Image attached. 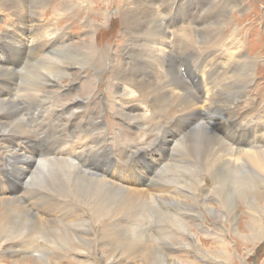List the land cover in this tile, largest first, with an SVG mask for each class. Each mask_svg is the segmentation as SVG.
Masks as SVG:
<instances>
[{"label": "rangeland", "instance_id": "obj_1", "mask_svg": "<svg viewBox=\"0 0 264 264\" xmlns=\"http://www.w3.org/2000/svg\"><path fill=\"white\" fill-rule=\"evenodd\" d=\"M127 1L128 0H48L47 4L42 8V10H40V14H41L40 18H37L39 21L37 24L39 26L41 25L43 26L40 37L46 36L47 39H51L53 35L49 33L52 30L49 26H52V28L55 30V33L60 34V36H62L66 45L77 46L79 51L89 50V46L85 44L86 41H88V43L93 45V49L91 50V55H89L90 62L82 67L81 65H77V64L73 65L69 63L71 66L70 68L66 67L67 72L65 71V74L63 73L58 76H54L52 80L49 79L52 84L55 82L52 86L50 85L48 86V84L50 83L49 82L46 83L45 77L43 78L45 81H43V79L41 78L42 76L41 72L35 69L36 64L34 63H36L38 59L33 58V56L30 54H27L24 56L22 54L20 55L19 53H16L10 49V42L8 40V35H12V40L14 42L17 41L18 39L21 40L22 36L18 32L19 30L16 29V24H17L16 19L8 12H3V11L1 12V7H0V68L4 69V67H6V65H4L5 63L3 61V55L7 53L9 49L12 51L13 56L16 59L17 65H18V61L20 58V65L18 66V69L17 70L15 69L13 71L16 74L15 79L7 80V81L9 83L15 82L14 84H17L16 85L17 89H25L35 84L42 83V85H44V90L50 94L49 96L46 97L45 100L41 99L35 102L33 100L32 102H34L36 105H30L29 103H27V105L26 103H18L19 105H16L15 107L18 110L20 117L22 118L24 131L26 132L24 133L25 137L23 135V132H21V135H17L18 137L15 136L16 134L14 136L10 134H6L5 136L6 137L10 136V140H7V142H11L14 140L16 141L18 138H26V137L30 138L31 141L28 142L27 144L29 145L31 150L26 153V156L30 157L29 159H30V163L32 164V166L35 164L36 155L43 153L46 155V158H51V159L53 158V160H56V161L62 160V158H65L66 160L70 162L72 161V163L74 164V168H75L72 171L73 174L78 173L86 177L95 176L98 179H101L103 181H108L111 183L113 181L112 174H110L109 177H104V176L99 177L96 175L97 173L96 169L87 167L90 155L88 154L86 155V150L89 148V149H92L91 151V154H93L92 156L102 155V156L108 157L106 150L107 148H110V152L113 155L110 158H112L114 161L117 162V163L115 162L114 164H112L111 171L115 165H121L122 171L124 172V175H125L124 182L126 183L128 187L134 188V189L147 188L145 186L146 183L140 184L138 186L137 182L135 181L132 182L127 177L126 167L129 164L139 165L138 159L136 160L132 159V153L142 152L143 155L137 156V157L140 159V161L144 165L148 166L150 169L159 171L158 173H156V175L165 181L164 182L165 186L169 187L167 194L173 197V196H176V194L179 192V188L174 185L173 180H170L172 179V176L169 175L168 177L166 174H161L162 171L165 170L164 168H166L164 164V160L163 159L154 160L152 158H155V157L150 154L158 153L159 155H161V153H163L164 157L167 156L171 158L173 155H180L178 152L179 149H181L186 144V146H188V149L193 151L194 153L193 156L196 158H200L202 150H206L208 145L202 138L198 137V134H190V132L193 131V127H195L194 126L195 124L193 125L192 121L198 117H201L202 115L205 116V112L208 111L207 105L211 102H206L208 104L206 103L199 104L197 100V95L194 94L195 88L188 82L186 76L182 72L184 71V69L180 68L179 70V68L172 66L171 68L174 70L177 76L187 81L186 84L188 85L190 91L192 90L191 93L196 98V102L198 103L197 106L194 107L192 111L188 110L186 112L188 115L186 114L184 116L181 114L174 118L172 117L170 118L169 116H171L172 114L170 111L168 112V115H164V117L163 115L154 116L158 120V123L160 125H158L157 127L149 126V128L146 127L145 130H143L142 133L144 134L143 135L141 134L142 141L139 139L140 146H135L132 143H129L128 137L125 135V133L129 128L128 125L133 124L131 117L134 114H136V112L128 111L126 106L122 104L121 105L124 107L122 108L123 110L121 111L117 109L115 107L116 100H114L117 94H115L113 90H111L112 87H116V86H113L112 84L115 81H118V78L122 77V74H121L122 70L119 67H116V61H119L122 63L126 62V70L130 71L131 56H132V60H133V56L134 58L136 56L135 54H132V53L138 51L139 53L142 54L141 50L136 49L134 44L132 45L130 41L128 44H126L129 36H128V32L124 29L120 13L124 10L125 4ZM161 1L162 2L167 1L166 3H170V4L172 2V0H161ZM173 1H174L173 9L169 12H165V9L161 6H158L156 8L157 10L155 9V11H157L156 13L158 14L160 18L159 23L161 24L162 29L163 28L165 29L166 26L168 28L171 26V23L169 22L170 18H174V24L176 26L182 25V23H184V25H187V28H186L187 37H190L192 35L191 34V30H192L193 36L196 41V46H197L195 48L196 49L198 48L201 51H204L208 48L215 47L213 43L214 33L212 32L213 28H211V26L215 28L217 26H221L222 25L221 22L223 20L227 21L226 25L222 26L219 31L224 32L227 40H230V39L233 40L234 38L233 42L234 43L236 42L235 43L236 51L232 55L231 63L234 62V64L233 63L232 64L236 65L238 64L239 61L244 60V56L241 53L243 52V54L245 53L247 57L253 60V72L255 74V80L251 86V87H254L251 90V94L253 96L252 103H251V100L240 102L237 105L235 112L233 113L234 119H239L242 121L244 118H248L254 124H256V122H260L259 124H261L264 121V91L262 90V92L257 93L256 90L260 83L264 87V0H236L240 4L242 3L243 7H241L239 11H236V10L230 11L229 14L226 9V7L228 6L224 5L226 6L224 7L219 4L221 3V0H173ZM223 1L228 5L230 3L228 0H223ZM207 13L209 14V16L206 18ZM168 15H172V16H168ZM26 24L33 25L34 23L26 22ZM188 29H190V32H187ZM205 34H208L209 39H206ZM22 40L21 41L24 44H26V46L28 44L27 47H30V44H29L30 39L23 38ZM170 40H171V37H170ZM224 44L225 43H219L216 46L217 48L216 53L213 52L212 50L208 51L211 57L214 58L213 60H209V58L201 52H198L199 54L195 55V57L187 56V55H192V52L196 50L195 48L187 45L186 47L187 57L184 59V62L187 65L190 64L192 68L197 63H204V65H206L207 63L210 64V68L213 71L211 72L208 79L205 80L201 84L200 89L203 91V85H204V89L210 95L212 93L211 87H215L216 89L215 92H217V97H219L220 95L219 97L220 99H223L224 97L226 99L227 89L230 86H232L234 82L232 81L231 82L232 84L231 83L229 84L228 82L229 85L226 86L227 89L225 88V90L223 91L224 89L223 84L225 81H222V80L225 77L228 78L231 76L230 74L229 75L226 74L227 69L229 72V65H226V64L224 65V62L226 59V54H228V50L232 48ZM54 50L55 49H52L50 52ZM173 55L176 57L177 52L174 51ZM177 61L178 59L175 60L176 63ZM224 68L225 69L227 68V69L225 70ZM33 72L35 73V75L32 74ZM36 72H37V76H36ZM200 74L201 73H199L197 77L200 80H202V77ZM40 78H41L40 83H38ZM141 78H147V77L143 76V77H140V79ZM0 81H3V79H0ZM219 82L221 83L218 86ZM12 87L13 85L11 84V88ZM5 88L6 87L1 88L2 90L0 89V99L4 101L9 100L12 102H18L19 101L18 94L19 93L24 94L23 90H20L19 93H17L15 87L12 88V91L11 90L8 91L9 89L8 88L5 89ZM8 93L18 95V97H16L17 98L16 101H15V98H5V99L1 98V97H5ZM132 95L134 96V93H132ZM78 101L82 102L83 106L79 104ZM161 104L164 106H162ZM166 104L167 103L158 102L156 98L154 97L153 105H154V110L156 112L161 110V108L162 109L165 108ZM51 106L53 107L55 106V107L53 108ZM44 108L46 110H44ZM220 109L225 110L223 105H221ZM53 110L55 111L60 110V112L62 113L56 114L53 112ZM71 113L73 115H70ZM139 113H145L147 116V114H149V108L148 107L143 108L140 110ZM189 113L191 114V116L189 115ZM257 113H261V115L259 116L260 118L256 120L253 118V116ZM47 114H50L51 116L49 115L50 116L49 117ZM55 115L56 117H54ZM64 116H65V119H64ZM126 117H130V118L128 120H125ZM186 117L189 118V120L190 119L191 120L190 121L186 120L185 119ZM49 118H50V122L45 123V121H43L44 119H49ZM25 119L29 120V124L31 125V130L26 128L24 124ZM52 119H53V122H52ZM17 121H14L13 125H18ZM99 121H103V123L97 124ZM190 124L193 125L192 130L186 133L187 130L192 126ZM37 125L40 127H37ZM186 125H190V126H186ZM182 126H186V127L184 131L180 133ZM55 128L58 131H55L56 130ZM207 129L211 131L210 128H207ZM145 132L147 135L151 137V139L148 142L144 141ZM91 141H93L92 144H91ZM0 144H3V143L1 142ZM16 144L17 143H15V147H14L15 149H16ZM57 145L58 147H56ZM131 146H133L134 149L131 148ZM128 147L131 149H129ZM198 147H205L206 149H201L200 150L201 153H200L198 150ZM18 152L19 151H16L17 154H19ZM2 158H3V161H2ZM235 158L236 156H233V159ZM27 162H22L20 165H18V167L19 168L22 167ZM168 162H172V161H168ZM159 166L162 167L163 169L160 168ZM104 168H107V165L104 166ZM247 169L248 168L246 167L240 168L241 170L240 174L242 173L248 174L249 176H252L251 180L252 179L257 180V177L253 176L254 173L252 175L251 173H249L250 171ZM75 170H78V171H75ZM17 175L19 176L15 168L11 167L5 161V157H0V202L4 201V200H1V198L7 197L9 192H13L14 195L19 194L20 196H22V199H23L18 202L21 204V207H24V205L26 204L28 205L31 202H36L38 203L39 206L42 204L41 205L42 207L46 205L44 208H47V209L50 208L49 210H47L48 213H50L49 218L56 219V221L59 223L63 222V218L61 216H63L64 210L65 208H67V205H68L70 207V211H68V218L66 219L65 228L67 232H69L70 234L73 232V227L71 226V224L74 223L73 222L74 220H79L80 218H81L80 220L84 222V226H86L84 228L88 229V232L86 233L78 232L77 234L78 237L76 236V238H81V239H85L86 241H89L90 245L88 247H84L81 244H77V243L72 245L71 247L62 246L59 243H55V241L52 240V241L47 242V244L45 245L46 249L42 254H38L35 251L34 253L31 252L27 256V257L31 256V259H35V257L36 258L41 257V261H44L43 263L50 262L49 264H141V263L144 264L143 254L141 255L133 254L132 256H137V258H134V259L122 258L121 260L117 261L115 259L117 255L115 253H111L110 251L111 246H109V244L105 240V237H108L109 233L113 234L114 232L115 234L118 232V235H119L118 238L122 239V237L124 236V233L128 231L129 227H131L132 229L129 228L130 233L128 231L130 235H134L137 230L141 229L140 231L143 234L142 239L149 241L152 245H154V247L156 246L155 247L156 249L158 248L157 249L158 256H163V258L170 257L173 261L177 259L176 260L177 264H188V263L189 264L191 263L192 264H264V236L262 237L260 236L257 239L258 242L252 244V239L254 238L251 234H256L259 230L240 235L242 239V240L240 239V241L242 242H239L238 240V234H242V232L245 231L247 223H248L247 219H249L248 218L249 212H248V207H246L245 205H249V203L238 201L236 202V204H234V208H235L234 210L238 211L240 216L236 215L234 217H225V215H221L222 211H219L221 213L220 214L218 210L221 209L222 206H224V202L216 198L217 189L214 186V183L211 184V182H213L211 177L208 174H206L204 171H202L197 165L193 166L190 169V171H187V170L179 171V173L176 175L177 177L175 176V179L178 178L175 180L176 183H179L177 185L185 186V187H182L181 194H178L180 198L178 196L177 197L178 200H167L168 207L163 206L160 203V201H155L154 203H151L150 210H149V219L148 220L146 219V221L145 220L142 221L141 222L142 224L141 223L138 224L132 221L130 222V220H125L122 214L120 215V213L118 212L117 213L121 216L120 218H113L112 216H114L115 214H111L109 216L101 215V217L95 215L91 211L93 204L89 203L87 200L79 199L78 197L73 195L75 193L74 190L72 189L73 183H69L70 191L62 190L63 192L62 194L67 197L71 196L70 197L71 200H66L65 198L62 199V198L55 196L56 191L60 188L61 185H57V182L54 184L52 183V177L50 176V173H48V175L46 176L47 178L45 177L43 179H39L35 181L36 185L35 184L34 185L25 184L23 182L22 183L19 182ZM10 176H12L14 179L10 178ZM70 179L72 181L75 180L72 174H70ZM6 182L10 183L11 188L8 186V184H6ZM3 184H4L5 189L1 188ZM38 187L40 188L45 187L46 189L51 190L50 196L38 195L40 194V190L41 192H44V190ZM62 187H63V184H62ZM8 188H10V190H7ZM37 189L39 190V192ZM25 191H27L28 193H25ZM141 191H145V190H141ZM145 192L149 196H152L147 191ZM31 196H34V198H31ZM37 196H39V198L41 197L40 200L37 199L38 198ZM53 200L57 201V203ZM46 203L48 204V206ZM55 204L56 205L58 204V205L55 206ZM184 207H185V210H184ZM160 210L162 214L161 212H159ZM109 211L111 212L113 210L110 208ZM177 213H180V214L177 215ZM59 217H61V219L57 220ZM164 218H167V219H164ZM168 220H176L177 222L176 224L178 225V226L176 225L177 229H174L172 231L170 228H168V231L172 232L171 234L168 231H166L168 226L164 225V222ZM114 223L117 225H115ZM76 228L77 227H75L74 230H77ZM208 229L210 232L208 231ZM235 230H237V232H235ZM262 230L264 231V227ZM158 233L159 235H157ZM147 236L149 237V239ZM218 236H221V237H218ZM97 239H100V240H97ZM247 240H248V243H245ZM2 244H3L2 237H0V264H16V260L18 256L17 258L10 256L11 258H9L8 254L3 252L6 249V246L3 247ZM39 244H43L41 243L40 239H39ZM19 247H23V248L20 249ZM24 248H27V247L18 246L17 252L23 253ZM220 249L226 250L224 252L227 254L224 256L225 257L228 256L229 262L224 261L225 259L223 260L222 258L223 255L220 257H217L216 254H214L215 252L221 251ZM23 257L26 258L25 256ZM209 257L211 259H209ZM20 259H22V257L19 258V260ZM111 261H114V262L110 263ZM171 263L172 261L170 262L167 261L164 264H171Z\"/></svg>", "mask_w": 264, "mask_h": 264}, {"label": "bare ground", "instance_id": "obj_2", "mask_svg": "<svg viewBox=\"0 0 264 264\" xmlns=\"http://www.w3.org/2000/svg\"><path fill=\"white\" fill-rule=\"evenodd\" d=\"M228 1L230 2L229 5L226 4L223 0H221V3H219V1H218V3L220 5H222V6L227 5L230 8L229 9L228 7L224 6V7H226L228 14L230 13V11H233V10L239 11L241 9V7H243L242 3L240 4L236 0H228ZM47 2H48V0H0V7H1V12L2 11L8 12L9 14H11L16 19V21H17L16 29L19 30L18 32L22 36V39L23 38L30 39L29 40L30 47H27L28 44L26 46V44H24L22 42L23 41L22 39H21L22 41L20 39H18L17 41L14 42L12 40V35H8V40L10 42V49L16 53H19L20 55L22 54L24 56V55L30 54L33 56V58L38 59V61L36 63H34V64H36L35 69L39 70V72H41V75H42L41 78L42 79L45 77L46 83H48V82L50 83V84H48V86L49 85L52 86L55 82L52 84L49 79L52 80V78L54 76H58V75L63 74V73L65 74V71L67 72L66 67L70 68V66H71L70 64H73V65L77 64V65H81V67H82V66H85L87 63H89L90 62L89 55H91V50L93 49V45L88 43V41H86L87 43L85 42V44L87 46H89L90 51L89 50L79 51L77 46L66 45L62 36H60V34H56L55 30L52 28V26H49L52 29L49 33L51 35H53V37L51 36L52 37L51 39H47L46 36L40 37L41 33H42V29H43L42 27L43 26L42 25L39 26L37 24L39 22L37 18H40V16H41L40 10H42V8L47 4ZM166 2H162L161 0L160 1H158V0H144V1H142V0H128L126 2L124 10L120 13L124 29L128 32V36H129L126 44H128L130 41V43L132 45L134 44L136 49L141 50L142 54L139 53L138 51L132 53V54H135L136 56H135V58L133 56V60H132V56H131L130 71L126 70V62L122 63V62L116 61V67H119L122 70V72H121L122 77L118 78V81H115L112 84L113 86H116V87H112L111 90H113V92L115 94H117L116 97L114 96L115 97L114 100H116L115 107L117 109L122 111L123 110L122 108H124L122 105H125L128 111L136 112V114H134L133 116L131 115L132 116L131 119H132L133 124L128 125L129 128L125 133V135L128 137L129 143H132L135 146H140L139 139L141 140V134L142 135L144 134L142 132H143V130H145L146 127H148V128H149V126L157 127L158 125H160L158 123V120L154 116L163 115V117H164V115H168L169 111L172 113L171 116H169L170 118L171 117L174 118V117L181 115V114L184 116L187 114L186 112L188 110L192 111V109L194 107H196L198 104L196 102V98L191 93L192 90L190 91L188 85L186 84L187 81L183 78L178 77L177 74L174 72V70L171 68L172 66L179 68V70H180V68L184 69V71H182V72L186 76L188 82L195 88L194 94L197 95V100H198L199 104L200 103L205 104L206 102H211L209 104L206 103V104H208L207 105L208 111L205 112V116L202 115L201 117H198L196 119L193 118L194 120L192 121V123H193V125L195 124L194 125L195 127H193V125L190 124L192 126L186 132V133L190 132V130H192V127H193V131L190 132V134H198V137L202 138L206 142V144L208 145L207 149L205 147H198L199 152L201 149H206V150H202V153L200 152L201 153L200 158L194 157L193 151L188 149V146H186V144L181 149H179L178 152L180 155H173L172 157L170 156L171 158H169L167 156L164 157L163 153H161V155H159L158 153L150 154V155L155 157V158H152L154 160H158V159L164 160V164H165L166 168H164L165 169L164 171L161 170L162 171L161 174H166L168 177H169V175L172 176V179H170V180H173L174 185L179 188V192L177 194L175 193L176 196L172 197V196L167 194L169 187L165 186V184H164L165 181L156 175V173H158L159 171L150 169L148 166L144 165L140 161V159L137 156H142L143 155L142 152H133L132 153V159H134V160L138 159L139 165L138 164H129L126 168H127V177L132 182H134V181L137 182L138 186L140 184L146 183L145 186L147 188H145V189H139V188L134 189V188L128 187L126 185V183L124 182V176L125 175H124V172L122 171L121 165H115L111 171V168H112L111 166L116 161H114L112 158H110L111 156H113L110 152V148H107V150H106L108 157H105L102 155L92 156L93 155V154H91L92 149H89V148L86 150V155L87 154L90 155L87 167L96 169L97 170L96 175L99 177H101V176L109 177L110 174H112L113 181L111 183L108 181H103L101 179H98L95 176H93V177L87 176L86 177V176H83V175L78 174V173L73 174L72 171L75 168H74V164L72 163V161L70 162V161L66 160L65 158H62V160L56 161V160H53V158L52 159L46 158V155L43 153L36 155L35 164L33 163L34 165L32 166V164L30 163V159H29L30 157L26 156V153L31 150L29 145L27 144L28 142L31 141L30 138L29 137L18 138L16 141L14 140L11 142H7V140H10V136L6 137L5 135L10 134V135L14 136L16 134L15 136H17V135H21V132H23V135H24V133H26L24 131L22 118L20 117L18 110L15 107L16 105H19L18 103H26V105H27V103H29L30 105H36L34 103L35 101H39L41 99L45 100L46 97L49 96L50 94L44 90V85H42V83H40L41 78L38 81V83H40V84H35V85H33L29 88H25V89H17V87H16L17 84H14L15 82L9 83L7 81V80H14L15 79L16 74L13 71L15 69L17 70L18 66L20 65V58H19L18 65H17L16 59L14 58L13 53L10 49L7 51V53H5L3 55V61L5 63L4 65H6V67H4V69L0 68V79H3V81H0V89L6 87L9 89L8 91H10V90L12 91V88L15 87L17 93H19L20 90H23L24 94H21V93L18 94L19 95V98H18L19 101L18 102H12V101H9L8 99H7L8 101H4V100L0 99V143L1 142L3 143V144H0V157H5V161L11 167L15 168L16 172L19 174V176L17 175L18 181L21 183L23 182L25 184H33L34 185L35 181L45 178L48 175V173H50V176L52 177V183L54 184L57 182V185H61L60 188L56 191L55 196L62 198V199L65 198L66 200H71V198H70L71 196L67 197V196H64L62 194L63 193L62 190L63 191H68V190L70 191L69 183H73L72 189L75 192L73 195L78 197L79 199L87 200L89 203L93 204L91 211L95 215L101 217V215L109 216L111 214H115L114 216H112L113 218H120L121 217L120 215L122 214V216L125 218V220H130V222L132 221V222H135L138 224H140L144 220L146 221V219L147 220L149 219V210H150V204L151 203H154L155 201H160V203L163 206L168 207L167 200H178L177 199V197L179 196L178 194H181L182 187H185V186L177 185L179 183H176L175 180L178 178L175 179V176L179 173V171H184V170L190 171V169L193 166L197 165L202 171H204L206 174H208L211 177V179L213 180V182H211V184L214 183V186L217 189L216 198L218 200H222V202H224V206H222V208L218 210V212L222 211V214L219 212L221 215H225V217H234L236 215L240 216L239 212L234 210L235 209L234 204H236V202H238V201L249 203V205H245L246 207H248V212H249V217H248L249 219H247L248 223H247L245 231L242 232V234H238V240H239V242H242V241H240V239H241L240 235L251 233V232L259 230L256 234H251L254 238V239H252V244H254V243L258 242L257 239L260 236L261 237L264 236V231L262 230L264 227V223H263L264 222V121L261 124H259L260 122H256V124H254L248 118H244L242 121L239 119H234V115H233L237 105L240 102H243L246 100H251V103H252L253 96L251 94V90L254 87H251V86L255 80V74L253 72V60H251L249 57H247L245 53L243 54V52H241L242 55L244 56V60L239 61L238 64H236V65H233L234 62H232L233 64L231 63L232 55L236 51V45H235L236 42L235 43L233 42L234 38H233V40L232 39L227 40L224 32L219 31L222 26L226 25V22H227L226 20H223L221 22L222 23L221 26H217L215 28L213 26H211V28H213L212 32L214 33L213 34V43H214L215 47L214 48H208L204 51H201L198 48L197 49L195 48L197 46H196V41H195V38L193 36L192 30H191L192 35L190 37H187V34H186L187 25H184V23H182V25L176 26L174 24V18H170L169 22L171 23V26L169 28L166 26L165 29L164 28L162 29L161 24L159 23L160 18L158 16V14L156 13L157 11H155V9L158 6H161L165 9V12L171 11L173 9L174 1L172 0L171 4L166 3ZM168 16H172V15H168ZM208 16H209V14L207 13L206 18ZM26 22H30V23H34V24L33 25L32 24L27 25ZM187 32H190V29H188ZM170 37H171V40H170ZM205 37H206V39H209L208 34H205ZM219 43H225L226 45L232 47V48L229 47L230 49L228 50V54H226V59L224 62V65L225 64L229 65V72H228V69L226 68L227 69L226 74H228V75L230 74L231 76L228 78L225 77L222 80V81H225L223 84V88H224L223 91L225 90V88L227 89V87H226L227 85H229L232 81H234L233 85L227 89L226 99H225V97L223 99H220L219 98L220 95H219V97H217V92H215L216 91L215 87H211L212 93L210 95L204 89V85H203V91L200 89L201 84L205 80L208 79L211 72L213 71L210 68V64L207 63L206 65H204V63H197L192 68V66L190 64L187 65L184 62V59L187 56L195 57V55L199 54L198 52L203 53L205 56H207L209 58V60H213L214 58L211 57V55L208 53V51L212 50L213 52L216 53V51H217L216 46ZM187 45L196 49V50L193 49L194 51L192 52V55L186 56ZM52 49H55V50L50 52ZM174 51L177 52L176 57L173 55ZM176 59H178L177 63L175 62ZM34 72L32 73L33 75H35ZM37 72H36V76H37ZM152 73L154 74V76ZM197 73L198 74L201 73L200 75L202 77V80H200L197 77V75H198ZM223 74H225V73H223ZM51 75H52V77H51ZM143 76H146L147 78H141L140 79V77H143ZM47 77H49V78H47ZM164 78H165V80H164ZM45 80L43 79V81H45ZM58 82H59V80H58ZM73 82H75V81H73ZM228 82H229V84H228ZM220 83L221 82L218 83V86L220 85ZM11 84L13 85L12 88H11ZM221 88H222V86H221ZM262 90L264 91V87L260 83L258 85V88L256 91H257V93H259V92H262ZM1 93H2V91H1ZM132 93H134V96L132 95ZM18 95L8 93L5 97H1V98H4V99L5 98H15V101H16V99H17L16 97H18ZM154 97L160 103H167L165 105V108H163V109L161 108V110L156 112L154 110V105H153ZM33 100H34V102H32ZM53 100H54V98H53ZM123 101H124V103H123ZM78 103L81 105L83 104L80 101H78ZM37 104H38V102H37ZM221 105H223L225 110L220 109ZM162 106H164V105H162ZM51 107H53V106H51ZM147 107L149 108V114H147V116L145 113H139L141 109L147 108ZM202 108H203V106H202ZM44 110H46V109L44 108ZM65 111H66V109H65ZM53 112L56 114L62 113V112H60V110L59 111L53 110ZM50 114H47V115L49 116ZM33 115H35V114H33ZM70 115H73V114L71 113ZM74 115H75V113H74ZM189 115L191 116L190 113H189ZM260 115H261V113H257L253 116V118L257 120L260 118L259 117ZM54 117H56V115ZM129 118L130 117H126L125 120H128ZM64 119H65V116H64ZM185 119L188 121L191 120V119L189 120V118H187V117ZM14 121H17L18 125H13ZM43 121H45V123H48V122H50V118L44 119ZM167 121H168V119H167ZM52 122H53V119H52ZM194 122H196V123H194ZM99 123H103V121H99L97 124H99ZM24 124H25L26 128L31 130V125L29 124L28 119L24 120ZM52 124H54V123H52ZM67 124H69V123H67ZM56 125H57V123H56ZM85 125H86V123H85ZM190 125H186V126H190ZM93 126H95V125H93ZM186 126L181 127L180 133H182L184 131ZM37 127H40V126L37 125ZM207 128H210L211 131H209ZM55 131H58V130L56 129ZM34 134H36V133H34ZM121 134H123V133H121ZM24 137H25V135H24ZM70 137H72V136H70ZM144 137H145V140H144L145 142H148L151 139V137L149 135H147L146 132H145ZM217 138H218V140H217ZM152 139H153V137H152ZM34 140H36V139H34ZM38 142H39V140H38ZM15 143H17L16 149L14 148ZM92 143H93V141H91V144ZM87 144H88V142H87ZM31 146H32V144H31ZM56 147H58V145ZM60 147H62V146H60ZM60 147H59V149H60ZM178 147H180V146H178ZM131 148L134 149L133 146H131ZM131 148H129V149H131ZM16 151H19L18 152L19 154H17ZM46 152H47V150H46ZM76 152H78V151H76ZM95 152H96V150H95ZM160 152H161V150H160ZM50 156H52V155H50ZM233 156H236V158L233 159ZM60 157H62V156H60ZM71 160H72V158H71ZM2 161H3V158H2ZM168 161H172V162H168ZM22 162H27V163L19 168L18 165H20ZM106 165H107V168H104V166H106ZM162 167H163V165H162ZM162 167H160V168H162ZM242 167L248 168L247 170H249L250 171L249 173H251L252 175L254 173L253 176L257 177V180H255V179L251 180L252 176H249L248 174H243V173L240 174L241 173L240 168H242ZM32 169H33V171H32ZM75 171H78V170H75ZM70 174H72L73 177L75 178L74 181H72L70 179ZM10 178H13V177L10 176ZM159 179H160V181H159ZM179 179H180V177H179ZM6 184H8V186L11 188V185L9 182H6ZM62 184H63V187H62ZM1 188L5 189L4 184L1 186ZM10 188H8L7 190H10ZM38 188H40V187H38ZM196 188H197V186H196ZM40 189L44 190V192H41V190H40V194H38V195L50 196L51 190L46 189L45 187H41ZM55 189H56V187H55ZM141 190L147 191L152 196H149L145 191H141ZM38 192H39V190H38ZM25 193H28V192L25 191ZM37 197H38L37 199L40 200L41 197L40 198H39V196H37ZM31 198H34V196H31ZM179 198H180V196H179ZM237 198H238V200H237ZM1 200H4V201L0 202V237H2V243H3L2 246L3 247L6 246V249L5 250L3 249L4 251L3 250L2 251L4 253L8 254L9 258H11V257L17 258V256H18V258L16 260V264H49L50 262L43 263L44 261H41V257L40 258L35 257V259H31V256L27 257L31 252L34 253V251L37 252L38 254H42L46 249L45 245L47 244L48 241L54 240L55 243H59L62 246H70V247L76 243L81 244L84 247H88L90 245L89 241H86L85 239H81V238H76L78 232H81V233L82 232H84V233L88 232V229L84 228L86 226H84V222L80 220L81 218L79 220H74L73 221L74 223L71 224V226L73 227V232L71 234L69 232H67V230L65 228L66 227V219L68 218V211H70V207L68 205H67V208H65V210H64L63 216H61L63 218V222L59 223L56 221V219L49 218L50 213H48L47 210H49L50 208L49 209L44 208L46 205L44 207H42L41 206L42 204L39 206L38 203L31 202L28 205L26 204V205H24V207H21V204L18 202L20 200H23V199H22V196H20L19 194L14 195L13 192H9L7 197L1 198ZM53 201H55V200H53ZM55 202L57 203V201H55ZM212 202H210V203H212ZM63 203H65V202H63ZM50 205H51V203H50ZM57 205L55 204V206H57ZM47 206H48V204H47ZM52 207H53V205H52ZM166 207H165V209H166ZM185 207H184V210H185ZM110 208L113 211L110 212L109 211ZM75 209H77V208H75ZM236 209H238V208H236ZM53 212H54V210H53ZM117 212L120 213V215ZM159 212H161V210ZM77 213H76V215H77ZM161 214H162V212H161ZM178 214H180V213H177V215ZM61 217H59L57 220H60ZM245 218H247V217H245ZM164 219H167V218H164ZM106 220H108V219H106ZM176 223H177L176 220L165 221L164 225L168 226L167 229L165 227L166 231H168V228H170L171 231L174 229H177ZM115 225H117V224H115ZM96 226H98V225H96ZM75 227H77L76 228L77 230H74ZM93 227H94V225H93ZM147 227H148V225H147ZM129 228H131V227H129ZM129 228H128V231H129ZM89 230H91V229H89ZM140 230H137L135 232V234L133 233L134 235H130L129 234L130 231H129V233H128V231H126L124 233V236L122 237V239L118 238V236H119L118 232L116 234H115V232L113 234L109 233V236L105 237V240L107 241L109 246H111L110 247L111 253H115L117 255V256L115 255L116 256L115 259L117 261L121 260L122 258H124V259L137 258V256H132L133 254L134 255L143 254V260H144L143 263L144 264H164L167 261H169V262L172 261L173 264H177V262H176L177 259L175 261H173L170 257L163 258V256H158V252H157L158 248L156 249L155 248L156 246L154 247V245H152L149 241L143 240L142 239L143 234ZM171 231H168V232L171 234L172 233ZM208 231H209V229H208ZM235 232H237V230H235ZM157 235H159V233ZM218 237H221V236H218ZM39 239L41 240V243H43V244H39ZM148 239H149V237H148ZM97 240H100V239H97ZM245 243H248V240ZM18 246H26L27 248H24L23 253H19V252H17ZM166 246H168V245H166ZM19 248L21 249L23 247H19ZM92 249H93V247H92ZM100 249H102V248H100ZM168 249H170V248H168ZM227 249H229V248H227ZM220 250L221 251H218V252L214 251L215 252L214 254H216L217 257H220L223 255L222 256L223 260L225 259L224 261H228L229 260L228 256H226V257L224 256L227 254L224 252L226 250L225 249H223V250L220 249ZM59 253H60V251H59ZM22 255L25 256L26 258H24ZM21 257H22V259L23 258L24 259L19 260V258H21ZM131 257H133V258H131ZM87 258H88V256H87ZM209 259H211V258L209 257ZM87 261H89V260H87ZM113 262L114 261H111L110 263H113ZM185 262H187V261H185ZM195 262H197V261H195ZM206 262H207V260H206ZM126 263H128V262H126Z\"/></svg>", "mask_w": 264, "mask_h": 264}]
</instances>
